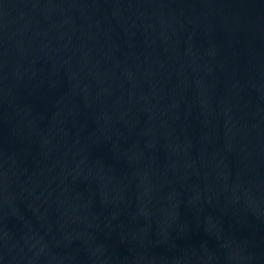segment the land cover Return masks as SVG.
Segmentation results:
<instances>
[{
  "label": "water",
  "instance_id": "water-1",
  "mask_svg": "<svg viewBox=\"0 0 264 264\" xmlns=\"http://www.w3.org/2000/svg\"><path fill=\"white\" fill-rule=\"evenodd\" d=\"M0 264H264V0H0Z\"/></svg>",
  "mask_w": 264,
  "mask_h": 264
}]
</instances>
